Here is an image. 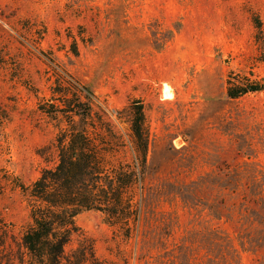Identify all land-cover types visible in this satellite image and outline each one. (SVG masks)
<instances>
[{
  "label": "rangeland",
  "instance_id": "rangeland-1",
  "mask_svg": "<svg viewBox=\"0 0 264 264\" xmlns=\"http://www.w3.org/2000/svg\"><path fill=\"white\" fill-rule=\"evenodd\" d=\"M56 65L125 141L132 102L149 129L134 238L86 212L67 255L90 243L106 264H264V92L227 96L231 73L264 79V0H0V264L26 261L22 186L55 163L39 106Z\"/></svg>",
  "mask_w": 264,
  "mask_h": 264
},
{
  "label": "trees",
  "instance_id": "trees-1",
  "mask_svg": "<svg viewBox=\"0 0 264 264\" xmlns=\"http://www.w3.org/2000/svg\"><path fill=\"white\" fill-rule=\"evenodd\" d=\"M255 28L261 35L259 18ZM72 53L79 54L76 42ZM54 78L51 100L40 104L39 110L57 124L51 147L55 163L43 169L32 185L22 186L30 209V225L22 236L23 264H106L96 257L90 243L71 255L66 254V247L81 231L77 217L86 212L102 214L105 223L126 240L134 238L149 156L144 106L140 101L128 106L130 136L125 141L94 109L96 96L89 87L59 65ZM251 78L229 74L227 96L235 100L264 92V79ZM215 232L219 240L226 237L227 246L231 243L224 232ZM228 251L239 256L233 246Z\"/></svg>",
  "mask_w": 264,
  "mask_h": 264
}]
</instances>
